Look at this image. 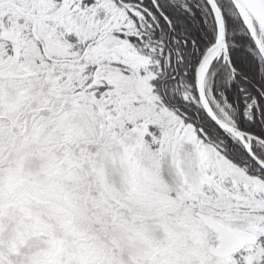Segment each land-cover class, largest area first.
<instances>
[{"label":"snow or ice","instance_id":"obj_1","mask_svg":"<svg viewBox=\"0 0 264 264\" xmlns=\"http://www.w3.org/2000/svg\"><path fill=\"white\" fill-rule=\"evenodd\" d=\"M0 264H264V0H0Z\"/></svg>","mask_w":264,"mask_h":264}]
</instances>
